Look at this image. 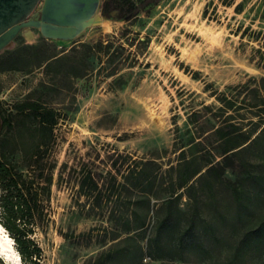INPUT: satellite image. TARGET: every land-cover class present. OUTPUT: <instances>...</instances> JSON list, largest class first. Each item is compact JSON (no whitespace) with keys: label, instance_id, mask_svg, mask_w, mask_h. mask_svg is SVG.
Masks as SVG:
<instances>
[{"label":"rangeland","instance_id":"1","mask_svg":"<svg viewBox=\"0 0 264 264\" xmlns=\"http://www.w3.org/2000/svg\"><path fill=\"white\" fill-rule=\"evenodd\" d=\"M98 39L110 42L106 54H93ZM13 50L19 68L0 64V106L37 100L59 114L53 141L40 146L52 181L43 202L48 219L31 236L38 264H87L116 250L117 264L229 263V246L264 214V189L253 217L234 226L221 218L234 212L230 192L206 169L217 166L222 150H237L264 129V88L256 86L264 77V0H161L131 21L105 19L98 7L71 39L22 27L0 54ZM32 143L20 132L5 142L7 158L20 161L19 150ZM231 158L222 178L255 196L262 185L256 176H264V133ZM85 173L98 184L89 196L80 189ZM186 176L203 201L197 209L183 187L172 191ZM140 180L153 183L149 208L136 207L142 226L132 215ZM170 196L178 197L182 222L166 230L159 227L166 208H157ZM183 217L197 221L191 231ZM210 225L213 234L203 229ZM19 258L0 256L4 264H24ZM233 264H264V256L243 253Z\"/></svg>","mask_w":264,"mask_h":264},{"label":"trees","instance_id":"2","mask_svg":"<svg viewBox=\"0 0 264 264\" xmlns=\"http://www.w3.org/2000/svg\"><path fill=\"white\" fill-rule=\"evenodd\" d=\"M160 1L103 0L99 5V10L105 19L131 21L142 12H147ZM235 9L238 10V4ZM126 30V28L122 29L123 32ZM105 36L107 38L109 37L107 34ZM109 43L103 45L102 40L98 39L92 45L91 49L94 50L93 54L101 51L102 48L105 49L103 53L106 54L107 49L110 47ZM82 46L87 47L88 45L82 43ZM19 57L20 55L17 50L5 51L3 54H0V64L5 70L18 69L17 62L19 61ZM48 59L44 58L40 60L37 63V67L41 66ZM256 86L257 89L264 88V77L258 80ZM58 118L59 114L55 109L48 108L37 100L19 101L14 103L10 108L0 106V131L4 132V135L0 137V224L15 242V246L24 264H38L40 256L39 248L31 236L34 234L36 225L42 220L48 219V213L44 211L43 202L49 196V187L52 181V174L50 172L47 173L44 167L42 154L44 150L40 146L43 143L49 144L53 141V131L58 123ZM229 126L237 130L235 124L229 123ZM20 132L27 133L33 143L28 150H19L21 154L20 161L12 162L7 158L8 152L4 149L5 142L14 140L15 136ZM254 133H256V130L253 131ZM263 133L264 129L258 132L253 138L250 136L247 137L246 141L249 142L237 150L232 151L233 148L222 150L220 152L221 158L217 161V166H209L206 169V171L216 174L218 182L223 184L230 192V203L234 208V212L233 214L228 213L231 218H226L225 214L221 213V218L223 220H232L234 226V222L240 220L242 216L251 217L253 215L251 208L254 203H258V195L264 189V176L262 174L256 176L257 181H261L260 183L262 185L260 184L259 187L261 188L257 189L256 195L251 197L240 185L232 182L230 179H223L221 170L233 167L234 161L231 156L237 155L240 150H245L248 146L258 143ZM19 151L14 149L11 151V154ZM136 175L138 176L139 173ZM190 179L191 176H186L179 183L175 184L172 191L183 187L186 196L192 201L191 206L197 209V206L203 201H200L191 192L193 183L189 184ZM142 181H139V193L136 196V205H134V209L132 210L134 219L141 220V226L144 224V219L142 220L143 215L138 212L136 207L146 202L145 206L149 208V194L153 188L151 180H145L146 184ZM86 186L88 188L87 191L84 190ZM80 189L88 196L98 190L97 181H95L90 173L82 175ZM97 199H99V195ZM176 201H178V197L170 196L165 203L163 202L157 208L158 212L161 208H166L159 221L160 228L168 230L177 227V225L181 226L182 219L178 217V212L180 211ZM184 220L189 224L188 230L190 231L192 226L197 223L194 217H186ZM203 229L212 232V234L214 232L212 225L209 228L203 227ZM239 231L237 228H233L234 233H239ZM229 247L230 250L227 255L228 264H233L235 258L242 256L243 253H256L264 256V214L258 216L256 226L252 230L244 232L242 240L238 245L233 246V249L231 246ZM118 254H120L119 250L113 252L107 251L105 255L100 254L87 264H117L114 258ZM0 264L4 263L0 260Z\"/></svg>","mask_w":264,"mask_h":264},{"label":"water","instance_id":"3","mask_svg":"<svg viewBox=\"0 0 264 264\" xmlns=\"http://www.w3.org/2000/svg\"><path fill=\"white\" fill-rule=\"evenodd\" d=\"M98 7L99 0H0V49L28 26L39 27L48 38L71 39ZM35 12L37 16L31 18Z\"/></svg>","mask_w":264,"mask_h":264},{"label":"bare ground","instance_id":"4","mask_svg":"<svg viewBox=\"0 0 264 264\" xmlns=\"http://www.w3.org/2000/svg\"><path fill=\"white\" fill-rule=\"evenodd\" d=\"M89 22V21H88ZM0 256L9 261H20L19 254L13 246L12 238L7 234L4 227L0 224Z\"/></svg>","mask_w":264,"mask_h":264}]
</instances>
